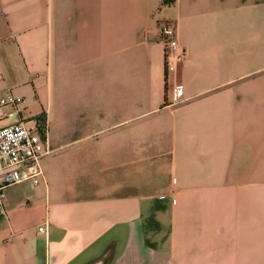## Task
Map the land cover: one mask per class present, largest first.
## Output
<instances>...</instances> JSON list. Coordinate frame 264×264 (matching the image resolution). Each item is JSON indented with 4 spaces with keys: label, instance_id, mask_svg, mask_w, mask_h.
Returning <instances> with one entry per match:
<instances>
[{
    "label": "crops",
    "instance_id": "1",
    "mask_svg": "<svg viewBox=\"0 0 264 264\" xmlns=\"http://www.w3.org/2000/svg\"><path fill=\"white\" fill-rule=\"evenodd\" d=\"M162 1L0 0L4 123L49 150L5 190L0 264H264V0Z\"/></svg>",
    "mask_w": 264,
    "mask_h": 264
},
{
    "label": "built area",
    "instance_id": "2",
    "mask_svg": "<svg viewBox=\"0 0 264 264\" xmlns=\"http://www.w3.org/2000/svg\"><path fill=\"white\" fill-rule=\"evenodd\" d=\"M158 33L163 45L165 74L174 75L187 52L178 41L173 22L159 24ZM22 101L23 98L11 90L0 95V215L5 210L6 188L23 181L38 183L42 180V158L49 153L37 123L30 125L22 120L4 123ZM38 230L45 232L46 226Z\"/></svg>",
    "mask_w": 264,
    "mask_h": 264
},
{
    "label": "trees",
    "instance_id": "3",
    "mask_svg": "<svg viewBox=\"0 0 264 264\" xmlns=\"http://www.w3.org/2000/svg\"><path fill=\"white\" fill-rule=\"evenodd\" d=\"M175 0H163L162 1V4H171V3H173ZM38 129H39V131H40V133L42 134V136H44V133H45V127H44V125H41L40 123H39V125H38Z\"/></svg>",
    "mask_w": 264,
    "mask_h": 264
}]
</instances>
